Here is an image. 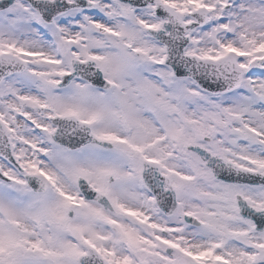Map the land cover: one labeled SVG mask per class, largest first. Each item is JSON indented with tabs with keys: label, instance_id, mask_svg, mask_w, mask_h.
I'll use <instances>...</instances> for the list:
<instances>
[{
	"label": "snow or ice",
	"instance_id": "obj_1",
	"mask_svg": "<svg viewBox=\"0 0 264 264\" xmlns=\"http://www.w3.org/2000/svg\"><path fill=\"white\" fill-rule=\"evenodd\" d=\"M0 264H264V0H0Z\"/></svg>",
	"mask_w": 264,
	"mask_h": 264
}]
</instances>
